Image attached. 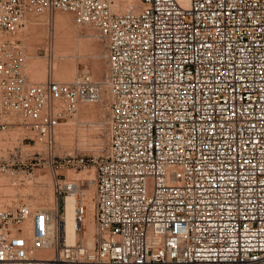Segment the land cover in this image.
<instances>
[{
    "label": "built area",
    "instance_id": "1",
    "mask_svg": "<svg viewBox=\"0 0 264 264\" xmlns=\"http://www.w3.org/2000/svg\"><path fill=\"white\" fill-rule=\"evenodd\" d=\"M119 3L0 0V128L19 116L50 150L62 118L108 95L92 245L67 241L65 197L78 186L57 179L55 211L0 194V264H264V0ZM43 11L97 30L103 81L87 71L28 80L15 36ZM36 158L0 154V178L23 180ZM82 161L47 163L57 172ZM84 210L77 199L78 231Z\"/></svg>",
    "mask_w": 264,
    "mask_h": 264
},
{
    "label": "rangeland",
    "instance_id": "2",
    "mask_svg": "<svg viewBox=\"0 0 264 264\" xmlns=\"http://www.w3.org/2000/svg\"><path fill=\"white\" fill-rule=\"evenodd\" d=\"M63 16L66 17H64L63 19L62 18ZM57 24L60 25V28L62 26L64 27V28L62 27L61 30L59 28L58 32L61 31V33L63 32L64 35L66 33V36L69 37V38L67 37V39L69 40L71 38L70 39L71 42L73 40L74 41L83 40L85 43L89 45V46L87 45V49L85 48L84 51L85 53L84 52L81 53V51H83L84 49L79 51L78 49L76 48L74 49L73 47L72 50V47L70 45L68 46L70 51L67 52L70 54L69 57L67 56L66 59L68 61L70 60L69 64L71 65H69L68 63L67 64L68 67L72 66V68L69 69L68 77L65 79L57 76L52 70L53 68L50 65L52 64L53 56L49 57V55L51 56V54L55 52L54 50H51V45L52 47L55 46L54 39L56 34H58V32L56 33V30L58 29ZM35 27L36 29H34ZM72 27L76 29L78 32L72 29ZM29 28L34 29L33 31L36 30L35 33L40 31L41 36L38 38H34L35 34H33L34 32ZM86 30L89 31L87 32L91 34L92 37L88 36L87 34H84ZM72 33L74 34L77 33L75 35L76 38ZM70 35H72V37ZM15 37L18 38V43H20L22 50V70L27 76L28 80L31 82H42L48 76H51L54 80L57 81L59 79V82L61 81L70 82L78 73L83 71H87L88 73H90L94 78V80L96 81H103L104 79L106 72L105 47L102 41L99 40L100 38L98 36L97 30L92 25L77 23L74 20L72 14L69 12L43 11L39 13H30L25 18L24 25L18 31ZM37 39H38V43L36 44ZM78 54L80 56H78ZM94 59L99 60L102 65L103 70L100 75H93V73L90 70L91 66L89 65H91V62ZM107 96H108L107 91L103 90L102 101L96 103H80L77 106L78 109L76 108V112L62 118L59 124L56 126L53 146L51 147L50 150L44 143L36 141V138L32 135L30 130L23 126V121H21L19 116H12L10 118V120L14 122V125L8 126L3 129L0 128V154L6 156L9 151L16 150L20 152L21 150L25 154L33 153L34 156L37 157L36 160L39 161V163L34 165L33 171L28 177H23V180H20L15 184H12L10 182L7 175L1 176L0 194L3 198V202L9 203L12 200H14V198L17 197L22 199V201L29 204L31 207H35L39 205L45 208L52 209V207L55 205V201H56V205L58 204L59 207H61L62 204L61 196L65 195V193L58 194L56 192V187L54 183L56 182L57 179H61L62 180L60 181L61 183H63L64 179L67 182L76 183L78 186L76 192L77 199H80L84 205L85 216H87V214L89 215L90 213H91L90 215L92 216V220L89 228L87 227V225L85 226L83 224V228L78 231L79 237L76 239V240H83V242L86 244H88L90 238L93 239L92 232L94 229L93 199L95 192V184H94L95 170L92 160L93 157L95 156L100 157V155L103 153L106 147ZM83 104L86 105L92 104L94 106L99 105L98 107L96 106V108L99 109L101 108L100 116H98L97 118L92 117L93 119L89 118L91 116H88L87 114H83L82 116V114L79 112V108ZM94 119L96 121H94ZM52 156L54 161H58L60 160V158H63L64 156L74 158L75 161L81 158L83 161L78 165H75L74 167L63 168V169H59L57 172H53L50 170L47 163ZM84 177L86 178L92 177V179L90 180L91 183L88 182V179L84 180L83 179ZM87 191L89 192L86 193ZM89 203L91 204L92 208L90 207ZM52 204L54 205L52 206ZM55 209L56 207L53 208L54 211ZM42 250H39L41 253L38 251L39 253L37 252V255H41L42 257H45L44 255L46 254L48 255L49 253L50 256L52 255L51 249L49 250L42 249ZM47 250L49 251V253L47 252ZM44 251H46L45 252L46 254L44 253ZM50 256L48 255V257ZM65 264H74V263H65Z\"/></svg>",
    "mask_w": 264,
    "mask_h": 264
},
{
    "label": "bare ground",
    "instance_id": "3",
    "mask_svg": "<svg viewBox=\"0 0 264 264\" xmlns=\"http://www.w3.org/2000/svg\"><path fill=\"white\" fill-rule=\"evenodd\" d=\"M132 3H136V4H138V0H120V3H119V5H118V7H117V9L118 10H121V9H123L126 5H128V4H132ZM65 14V13H64ZM32 15V14H31ZM64 17H66V16H63L62 18L64 19ZM38 18V17H37ZM37 18H36V20H37ZM71 18V17H70ZM42 19V18H41ZM44 19V18H43ZM61 20V19H60ZM68 20V19H67ZM56 21V20H55ZM47 22V21H46ZM60 23V22H59ZM67 23V22H66ZM41 25H43V24H41ZM58 25V24H57ZM32 26V25H31ZM62 26V25H61ZM69 26V25H68ZM33 27V26H32ZM44 27H46V26H44ZM54 27V26H53ZM63 27V26H62ZM61 27V28H62ZM66 27V26H65ZM58 29L56 30V33L58 32V30H59V28H60V25H58V27H57ZM61 28H60V30H61ZM64 28V27H63ZM30 29V28H29ZM34 29H36V27L34 28ZM34 29H30V30H34ZM72 29H74L73 27H72ZM88 29V28H87ZM29 30V31H30ZM38 30V29H37ZM66 30V29H65ZM74 30H76V29H74ZM36 31V30H35ZM35 31H33L34 33L33 34H35V37L34 38H38V37H40L41 36V32L39 31V32H36L35 33ZM73 31V30H72ZM77 31V30H76ZM88 30H86V32H87ZM68 32V31H67ZM78 32V31H77ZM84 33V34H87L88 36H91V34H89L88 32L87 33ZM30 33V32H29ZM44 33V32H43ZM92 33V32H91ZM74 36L77 34H74V33H72ZM30 35H32V34H30ZM69 35V34H68ZM71 37H72V35H70ZM67 37L68 36H66V33H65V35L63 34V32L61 33V31L60 32H58V34H56V36H55V46H53L52 47V45H51V50H54L55 52H53V54H51V56L49 55V57H52L53 56V58H52V64H50L51 65V67L53 68L52 70L54 71V73L57 75V76H59L60 78L62 77L63 79H65V78H67L68 77V71H69V69H71L72 68V66L71 67H68V64L70 63L66 58H67V56L69 57V54L70 53H68L70 50H69V45L72 47V50H73V47H74V49L76 48V49H78L79 51H81L82 49H84L83 51H81V53L82 52H84L85 51V48L87 49V43H85L83 40H77V41H70V39L68 40L67 39ZM77 37H78V35H77ZM92 37V36H91ZM33 38V39H34ZM69 38V37H68ZM75 38H76V36H75ZM41 39V38H40ZM72 39H74V38H72ZM53 40V41H54ZM100 40V39H99ZM33 41V40H32ZM92 41V40H91ZM41 42V41H40ZM95 42V41H94ZM31 43V42H30ZM38 43V39L36 40V44ZM42 43V42H41ZM53 43V42H52ZM75 43H77V44H75ZM97 43V42H96ZM35 44V45H36ZM74 44V45H73ZM94 44V43H93ZM50 45V44H49ZM48 45V46H49ZM37 46V45H36ZM89 46V45H88ZM35 47V46H34ZM91 47V46H90ZM99 47V46H98ZM54 48V49H53ZM97 48V47H96ZM96 48H94V49H96ZM101 48V47H100ZM49 49V48H48ZM71 49V48H70ZM98 49V48H97ZM68 51V52H67ZM51 52V51H50ZM50 52H49V54H50ZM90 52V51H89ZM74 53V52H73ZM85 53V52H84ZM94 53H97V52H94ZM77 54V53H76ZM80 54V53H79ZM78 54V56H80ZM90 54V53H89ZM47 55V54H46ZM88 55V54H87ZM85 56V55H84ZM89 56V55H88ZM87 57V56H86ZM85 57V58H86ZM57 58V59H56ZM88 60V59H87ZM68 63V64H67ZM72 63V62H71ZM67 64V65H66ZM69 65H71V64H69ZM89 66H91V68H90V70H91V72L93 73V75H100L101 73H102V65H101V63H100V61L99 60H97V59H94V60H92V62H91V65H89ZM34 67V66H33ZM50 67V66H49ZM52 72V71H51ZM97 78H98V76H97ZM99 80V79H98ZM58 81H59V79H58ZM62 82V81H61ZM92 104H90V105H86V104H83V105H81V107L79 108V112L82 114V116H83V114H87L88 116H91V117H89V118H97L98 116H100V114H101V108L99 109V108H96V106H94V105H92L93 107H95V108H93L92 106H91ZM99 106V105H98ZM97 106V107H98ZM78 109V108H77ZM92 118V119H93ZM94 121H96L95 119H94ZM93 121V122H94ZM97 122H99V121H97ZM81 124V123H80ZM83 144V143H82ZM77 177V176H76ZM84 180L85 179H88V182H90L91 183V179H92V177H88V178H86V177H84L83 178ZM93 183V182H92ZM9 187V186H8ZM10 188V187H9ZM8 188V189H9ZM88 189V188H87ZM10 190V189H9ZM90 191V190H89ZM89 191H87L86 193H88ZM12 192V191H11ZM89 195V194H88ZM54 198V197H53ZM88 198V197H87ZM90 198H91V196H90ZM89 199V198H88ZM76 200H77V198L74 196V195H69V196H66L65 197V204H64V209H65V230H66V236H67V241L68 242H73L74 240H76L79 236H78V230H77V227H78V224L76 223V221H75V217H74V206H75V203H76ZM91 200V199H90ZM54 203V202H53ZM88 204V203H87ZM90 204V203H89ZM54 204H52V206H53ZM39 206V205H38ZM56 207V201H55V205L52 207V210H53V208H55ZM90 207H91V204H90ZM88 208V207H87ZM92 208V207H91ZM56 210V209H55ZM86 211H87V209H86ZM91 214V213H90ZM89 214V215H90ZM88 214H87V216H85V218H84V221H83V224L86 226L87 225V227L89 228V226H90V224H91V220H92V216L90 215L89 216ZM86 223V224H85ZM92 243H93V239H89V242H88V244L87 245H92ZM49 250V249H48ZM47 250V252L49 253V251ZM40 252V251H39ZM38 252V253H39ZM46 251H44V253H45ZM41 253V252H40ZM42 253H43V250H42ZM46 254V253H45ZM49 256H50V253L48 254ZM48 255L46 254V255H44L45 257L47 256L48 257ZM38 256H41V255H38Z\"/></svg>",
    "mask_w": 264,
    "mask_h": 264
}]
</instances>
